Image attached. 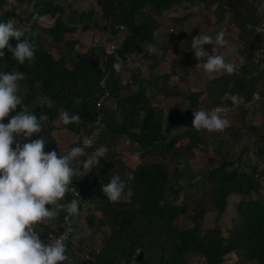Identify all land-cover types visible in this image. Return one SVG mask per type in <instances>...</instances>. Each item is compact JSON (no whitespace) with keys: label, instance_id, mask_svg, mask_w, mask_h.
Masks as SVG:
<instances>
[{"label":"trees","instance_id":"16d2710c","mask_svg":"<svg viewBox=\"0 0 264 264\" xmlns=\"http://www.w3.org/2000/svg\"><path fill=\"white\" fill-rule=\"evenodd\" d=\"M8 1L0 0V22L8 18L16 19L18 27L23 28L25 36L34 43L35 57L21 65L5 49L4 57H0V72H23L24 79L19 82L23 104L37 118L41 113L48 116L42 131L32 139L44 138L45 152L55 150L59 153L55 131L66 129L72 136L89 133L100 114L101 123L105 126L97 146L85 149V152L91 153L100 146H105L108 151L91 172L87 173L81 168L83 174L73 179L70 191L61 203L75 199L74 189L80 197L93 203L94 209L87 212L89 222H98L107 233L101 251L94 260L75 259L77 254L68 251L66 254L70 264H154L152 261L156 258L157 264H188L186 257L192 253L203 258L196 264H224L230 253H238L248 261L264 264V179L261 181L264 170L260 172L256 167L242 169L237 160L229 157H221L217 165L208 170L195 169L191 162L195 158L193 149L200 143L208 144L206 131L202 130L204 136L189 125L182 135L189 111L178 112L171 117L166 115L163 108L151 102L147 94L148 85L139 70L134 72L132 84H124L123 81V72L129 71L132 62H135L133 54L144 61H152L151 68L164 57V54L159 56L149 49L156 41L157 30L162 24L159 17L170 14L172 8L186 1L196 3L205 0H95V6L88 10L74 8L77 0L63 4L61 0H48L33 13V16L49 15L54 19V24L47 28L37 20L25 27L22 25L24 18L3 13ZM225 6L233 10V18L237 22V18H241L243 33L254 35L249 25L261 19L257 7L251 3L244 7L246 14H243L242 8L234 0L220 3L219 10L225 13ZM174 20L177 22L179 19ZM117 25L125 27V38L110 54L106 53L103 43L94 45L86 53L77 52L76 61L69 66L65 56L57 58L47 48V42H50L53 47L73 50L72 41L66 37L74 34L78 26L85 31H109L114 39L119 40L122 33L116 28ZM167 34L170 35L169 32ZM182 37L183 34H180L176 41ZM10 43L15 47V40ZM261 47L260 43L251 48L249 65L253 71L248 81L256 77L260 79L262 72L264 75V70L260 71L252 62L253 55ZM161 48L164 47L161 45ZM117 58L122 61L119 73L113 68ZM104 76L107 84L102 90L100 82ZM211 84H217L220 89L212 96L213 104L219 103L226 91L233 93L241 88L235 85L230 87L225 75ZM133 85L137 89H133ZM101 94L105 99L99 109L97 102ZM40 99H43L42 103ZM245 99L248 100L247 97ZM77 100L81 102L77 103ZM61 110L80 115L81 122L67 126L56 122ZM8 119L3 123L7 124ZM234 129L227 128L225 133L232 134ZM249 129L257 141V151L261 156L258 162L264 163V135L259 128ZM186 136L190 139L188 144H180ZM122 138L133 142V150H138L142 158L150 157L160 162H141L135 168L128 166L120 151ZM170 154L174 160L168 158ZM86 158L80 157L81 160ZM129 174L134 177L133 180H127ZM112 175H119L125 181V191L131 189L133 195L130 202L122 198L114 203L104 196L101 185L108 183ZM182 179L187 182L180 184ZM174 186L178 187L174 189ZM183 189H186L183 202L174 204L173 201L179 198ZM233 193L240 196L237 207L242 220L234 223L233 235L223 237L220 219ZM207 202H212L217 211V227L204 231L201 220L207 213ZM197 204L200 208L196 207ZM192 205L195 208L191 210ZM190 211L194 225L183 229L176 224L177 218ZM65 214L62 211L56 218L59 224H62ZM60 231L61 225L57 232L41 238L44 240ZM140 252H143L144 258L137 262Z\"/></svg>","mask_w":264,"mask_h":264},{"label":"crops","instance_id":"0c3cea01","mask_svg":"<svg viewBox=\"0 0 264 264\" xmlns=\"http://www.w3.org/2000/svg\"><path fill=\"white\" fill-rule=\"evenodd\" d=\"M46 1L48 0H10L3 8V13H11L16 17L24 18L25 20L22 25L28 27L34 20L33 13L43 7ZM72 1L74 0H61L60 3H72ZM225 1L227 0H205L204 2L196 3L186 1L181 5H177L170 14L159 17L160 23L162 24L157 30L155 37L156 41L149 46V49L159 56H161V53L164 54V57L154 68L150 67L152 61H144L141 57H136L135 62L131 64V69L123 72V79L126 81L131 79L133 73L139 70L141 77L148 85L147 94L151 102L163 108L166 115L171 117L178 112L186 113L189 111V115L185 120L186 124L181 130L185 131L189 125H192L193 111L203 107L205 110H210V107L218 105V103L213 104L212 96L220 92V89L217 84L213 85L211 83L225 75L230 81V87L233 85L241 87L239 89L240 91L233 92L239 95L241 101L240 105L231 110L228 114L221 115L231 121V126L228 128H235L234 130L237 131L233 130L232 134L230 132L226 134L225 131L217 133H208L206 131L205 135H207L206 139L208 144L200 143L198 147L193 149L195 158L192 161H195V164H192L195 169L200 168L205 171L215 166V163L217 164V161H219L221 157H229L233 160H237V163L240 164L242 169L247 166L250 168L259 166V171L262 172V169L264 170V163L258 162L261 156L259 157L256 146L257 141L254 139V134L251 133L252 131H250L249 128H259V131L264 135L263 72L261 73L260 79L256 77L248 81L252 70L249 65V57L251 56L250 51L252 52L251 48L256 44H260V40L253 34L243 33L242 27L240 26L242 24L241 18H237V22L233 18V10L230 9L229 6H225V13L219 10V4ZM234 1L242 8L243 14H246L244 7L247 8L252 3L257 7L256 9L259 10L260 16L264 18V0ZM77 2V4L73 6L74 8L78 10H88L91 9L92 6H95L96 1L92 3L91 0H77ZM0 14H2V10H0ZM43 17V21H38L41 26L47 28L54 24V19L49 15ZM28 18L30 19L28 20ZM175 18L179 20L176 22L174 20ZM170 19H172L173 25L179 27L181 34H183L180 41H176V38L167 34L169 27L167 22ZM220 30H224L226 33V44L223 48L219 49V51L225 55L227 61L237 65V70L234 74L222 73L217 74L213 79H208L201 72L194 70L198 61L191 49V40L194 36L199 35L201 31L215 36ZM105 33V31L98 30H88L86 32L81 26H78L74 34H68L66 37L67 40L72 41L73 50L68 51L65 47H53L49 44L50 42H47V48L57 58L65 56L68 65L72 66L76 61L77 52L86 53L89 51L93 46L94 40L102 37L104 39L106 37ZM161 45L164 48H161ZM212 47L211 45L205 46L206 50L209 52H211ZM253 75L255 76L256 74ZM250 81H252V84H249ZM246 97L248 100L245 99ZM202 134L204 135V131ZM54 136L57 140L59 151L67 145L70 146L72 143V134L66 130L55 131ZM126 140L128 139L124 138L121 140V152L126 147L124 144ZM181 140L180 144L187 145L190 139L186 136ZM128 147L130 153L122 155V159L128 166L135 168L141 162H144V158H150H142L138 150H133L135 147L133 142H131ZM210 159H212V161ZM150 160L153 159L150 158ZM262 179H264V175L261 176V181ZM184 182L187 181L182 179L180 184ZM206 188L208 190V187ZM185 193L186 189H183L177 200L180 201L181 198H184ZM201 195L204 196L202 193ZM239 200L240 196L235 200L236 206ZM208 203L212 206V202H207V204ZM87 214L88 213H84L76 217L75 235L69 249V252L73 255L79 254L82 244L88 243L90 246L96 248H101L103 245L107 230L98 222L91 224ZM182 215L177 218L176 224L183 229L192 227L194 225L193 222L189 223V221H186L183 223L184 217ZM205 217L201 220L202 229L204 231L217 227V222L211 227H206L204 224ZM60 225L61 224H59L55 218L37 225L36 229L42 237L49 233L57 232ZM221 229L223 237L234 232V230L224 225H221ZM199 258L203 259L201 257ZM201 261L202 260H198L197 262L200 263ZM224 264H257V262L248 261L238 253H230L226 256Z\"/></svg>","mask_w":264,"mask_h":264},{"label":"clouds","instance_id":"9594fccd","mask_svg":"<svg viewBox=\"0 0 264 264\" xmlns=\"http://www.w3.org/2000/svg\"><path fill=\"white\" fill-rule=\"evenodd\" d=\"M33 19L43 21L44 17L37 14ZM262 19L264 18L261 17L260 20ZM167 25L170 36L176 38L181 34L179 27L174 26L171 19ZM119 26L123 25H117L116 28L119 29ZM250 27L251 25L249 29ZM256 31L264 34V25L257 27ZM105 32L106 35H110L109 31ZM120 33L122 36L119 40L110 35V38L106 36L104 39L102 37L94 40L93 46L103 43L106 50L107 43L115 40L118 47L125 38V27L120 30ZM254 35L262 44L260 49L264 48L261 38L255 32ZM225 36L224 30L218 31L215 36L201 31L191 40V49L198 61L194 70L201 72L208 79H213L217 74L222 73L234 74L237 70V65L227 61L225 55L219 51L226 44ZM12 40L16 41L15 47L10 43ZM209 45L213 46L211 52L205 48ZM5 49H8L13 59L21 65L26 61H32L35 57L34 43L25 36L24 29L18 27L14 18L0 22V57H4ZM115 49L110 53H113ZM106 53L109 52L106 51ZM255 54L252 62L260 71H263L264 68L254 62ZM113 68L117 73L122 70V61L119 58L113 64ZM23 79V72H0V264H64L66 261L70 264L69 256L66 254L68 233L65 232L59 238L45 241L41 238L36 226L57 218L62 211L68 216L79 213V200L61 202L70 191L73 179L83 174L81 168L87 173L91 172L93 167L100 164L101 158L108 149L100 146L93 152L86 153L84 146H73L59 153L55 150L45 152V139H32V137L42 131V125L48 121V116L41 113L37 118L23 104L19 95V82ZM102 80L105 81L106 88V77L104 76ZM132 80L133 75L127 81L123 79L124 84H132ZM132 88L137 89L135 85ZM226 94L238 95L224 93L218 105L210 107V110H205L203 107L193 111V129L217 133L224 132L231 126V121L222 117L221 109L218 108L223 105H232L231 101L225 98ZM80 102L77 100V103ZM240 103L239 99L237 106H232L223 114H228ZM18 108L19 112L16 111ZM14 112L15 115H10ZM6 118H9L7 124L3 123ZM56 122L64 126L78 124L81 122V116L61 110ZM185 133L184 131L182 135ZM128 141L131 143L129 139ZM14 144L15 148H13ZM84 156L87 158L81 160L80 157ZM255 167L260 170L258 166L251 168L247 166L243 169L249 170ZM133 179L131 174L127 176V180ZM126 188L125 181L119 175H112L108 183L101 185L104 196L114 203L121 201L122 198L130 202L133 193L130 188L125 191ZM181 199L184 200V198ZM176 202L177 199L173 201L174 204H178ZM99 249L101 251V248ZM133 263L135 262L131 264Z\"/></svg>","mask_w":264,"mask_h":264},{"label":"built area","instance_id":"2783aa9c","mask_svg":"<svg viewBox=\"0 0 264 264\" xmlns=\"http://www.w3.org/2000/svg\"><path fill=\"white\" fill-rule=\"evenodd\" d=\"M264 25V19L260 20L259 22H257L256 24L251 25V29L255 32L256 35H258L261 40L264 42V34L262 33H258L256 31L257 27H260ZM120 30H123L124 27L123 26H119ZM171 31H174L173 29H171ZM117 47L116 41L112 40L109 43H107V48L106 51L107 52H112L115 48ZM254 62L259 64L261 68H264V48L259 49L256 54H255V58H254ZM101 87L105 88V81L102 80L101 81ZM225 98H228L232 105H223L218 107L219 109H221L220 112L226 113L228 110H230L232 108V106H237L239 104V97L236 94L233 95H229L226 94ZM105 96L104 94H101L98 102H97V107L100 109L102 107V104L104 102ZM102 120V114H100L98 116V119L93 122V127L94 129L89 132V133H81L79 135H75L73 136L72 139V146H79V147H83L85 149H91L94 148L95 146H97V144L99 143L100 137L102 135V133L104 132V123H101ZM130 144V142L128 141L126 144V147L122 150V154H128L129 150L127 145ZM13 148H15V144L13 145ZM67 150V149H64ZM72 189V188H71ZM72 192L75 193V199L80 201V205H79V213L77 215L74 216H68V214L66 213L63 219V222L61 224V231L58 234H51L49 237L45 238L44 240H50V239H54V238H59L62 234H64L65 232L68 233L67 235V239H66V248H67V252L70 249V246L72 244L73 241V237L75 235V220L76 217L78 215L87 213L89 211H92L94 209L93 207V203L89 200L83 199L82 197H80L78 195V192L76 193V191L74 189H72ZM70 202V201H69ZM67 217V219H66ZM81 251L79 252V254H77L76 259H82V260H94L95 255L99 254L100 249L96 248V247H92L90 246L88 243L82 244L81 245ZM135 264V263H133Z\"/></svg>","mask_w":264,"mask_h":264},{"label":"rangeland","instance_id":"374dc122","mask_svg":"<svg viewBox=\"0 0 264 264\" xmlns=\"http://www.w3.org/2000/svg\"><path fill=\"white\" fill-rule=\"evenodd\" d=\"M95 0H91V2L93 3ZM78 3V2H77ZM177 7V5L174 7V8H172V11H174V9ZM80 10V9H79ZM188 22V21H187ZM88 31V30H87ZM86 31V32H87ZM107 36V38H110V35L109 34H107L106 35ZM134 56H135V58L136 57H140V56H137V54H133ZM40 102L42 103L43 102V99H40ZM127 142H128V140H126L125 141V145L127 144ZM124 145V146H125ZM69 145H67V146H65V148H61L62 150H64V149H67V147H68ZM122 146V144L120 143V147ZM168 158L169 159H171V160H174L173 159V156H172V154H170L169 156H168ZM144 162H150V163H155V162H160L159 160H157V159H153V160H150V158H144V160H143ZM192 163L193 164H195V161H192ZM215 165H217V164H215ZM259 167V166H258ZM260 168V167H259ZM178 186H174V189H176ZM238 194H236V193H233L230 197H229V199H228V202H229V204H228V206H227V210L225 211V213L222 215V217H221V219H220V221H221V225L223 226H225V227H229V229H232V230H234V228H235V225H234V223H239V222H241V220H242V216H241V214L239 213V211H238V207L236 206V204H235V200L236 199H238ZM183 201H182V199H180V201H178L177 200V203L178 204H181ZM190 207H192L191 209H193V208H195V206L194 205H192V206H190ZM196 207H198V208H200L199 207V205L197 204L196 205ZM207 214H206V217H205V226L206 227H211V226H213L214 224H215V222H216V220H217V211H216V209H215V207H214V205L212 204V206H211V204H207ZM191 211L190 212H188L187 214H183L182 216L184 217V222L183 223H185L186 221H189V223H191V222H193L192 221V218H191ZM233 235V234H232ZM199 257H201V256H199V255H197V254H194V253H192V254H188L187 255V261H188V264H196V263H198L197 261L199 260H202V259H200ZM202 258V257H201ZM152 263H154V264H157V258L156 259H153V261H152Z\"/></svg>","mask_w":264,"mask_h":264},{"label":"water","instance_id":"95a60500","mask_svg":"<svg viewBox=\"0 0 264 264\" xmlns=\"http://www.w3.org/2000/svg\"><path fill=\"white\" fill-rule=\"evenodd\" d=\"M143 258H144L143 252H140L139 257L137 259V262H141L143 260Z\"/></svg>","mask_w":264,"mask_h":264}]
</instances>
